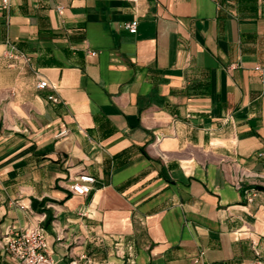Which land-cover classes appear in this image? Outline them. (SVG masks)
<instances>
[{
  "label": "crops",
  "instance_id": "0c3cea01",
  "mask_svg": "<svg viewBox=\"0 0 264 264\" xmlns=\"http://www.w3.org/2000/svg\"><path fill=\"white\" fill-rule=\"evenodd\" d=\"M259 66L264 0H0V264L36 228L56 264H264Z\"/></svg>",
  "mask_w": 264,
  "mask_h": 264
},
{
  "label": "built area",
  "instance_id": "2783aa9c",
  "mask_svg": "<svg viewBox=\"0 0 264 264\" xmlns=\"http://www.w3.org/2000/svg\"><path fill=\"white\" fill-rule=\"evenodd\" d=\"M132 2L136 0H131ZM3 8L7 9L9 6V0H2ZM58 12L61 14L64 11V7H58ZM138 21L128 22L123 25L124 29L131 34L138 32ZM95 55V53H91ZM12 57V56H11ZM262 75L264 81V67L259 66L257 68ZM49 83L46 80L41 81L38 85V89H45L49 87ZM53 99V98H52ZM57 101L56 99H53ZM68 130L63 127L58 133L57 137H66ZM259 158L264 159V151L258 154ZM264 178V177H263ZM96 182L95 178L90 175H81L76 183L71 186V191L74 195L85 196L92 191V185ZM4 249L10 258L11 264H56L55 259L52 256V252L49 248V243L45 231L42 228L30 229V230H17L11 229L7 235ZM259 255L258 252H256ZM204 253H201L202 257ZM200 257L195 259V263H199Z\"/></svg>",
  "mask_w": 264,
  "mask_h": 264
}]
</instances>
